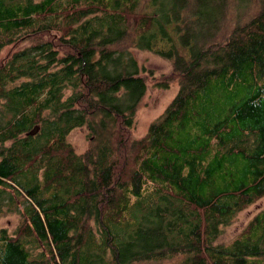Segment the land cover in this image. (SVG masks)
<instances>
[{
  "label": "trees",
  "instance_id": "16d2710c",
  "mask_svg": "<svg viewBox=\"0 0 264 264\" xmlns=\"http://www.w3.org/2000/svg\"><path fill=\"white\" fill-rule=\"evenodd\" d=\"M226 5L0 0V52L17 46L0 63V216L21 219L0 228V264H264V208L219 241L264 196V0L223 33ZM127 41L173 61L156 86L178 83L142 138L155 74Z\"/></svg>",
  "mask_w": 264,
  "mask_h": 264
},
{
  "label": "rangeland",
  "instance_id": "374dc122",
  "mask_svg": "<svg viewBox=\"0 0 264 264\" xmlns=\"http://www.w3.org/2000/svg\"><path fill=\"white\" fill-rule=\"evenodd\" d=\"M260 9L261 0H246V2L243 3L242 0H227V5L224 7L223 11V13L226 14L224 25L222 26L223 33L230 32L235 23L246 21L256 15ZM130 42L128 43L127 41L122 46L131 48L139 62L147 69H152L155 74V76L148 75V90L139 105L133 125L134 136L136 138H142L147 134L151 122L164 112L177 94L178 83L176 81L172 82L169 89H162L156 86V82L160 80L164 74H168L173 70V61L163 58L151 51L136 48ZM15 49H17L16 45L5 47L4 50L0 52V63ZM93 140V136L90 135L86 127L76 128L68 135V141L78 153L87 151L92 145ZM263 208L264 196L238 213L235 220L230 225L224 227L219 239L221 244L232 241L247 223ZM20 220L17 214L0 216V228H6L12 234L16 227H18ZM176 262H178V259L164 262V264H175Z\"/></svg>",
  "mask_w": 264,
  "mask_h": 264
},
{
  "label": "water",
  "instance_id": "95a60500",
  "mask_svg": "<svg viewBox=\"0 0 264 264\" xmlns=\"http://www.w3.org/2000/svg\"><path fill=\"white\" fill-rule=\"evenodd\" d=\"M39 129H40V127H39V125H37L29 132V134L34 135L39 131Z\"/></svg>",
  "mask_w": 264,
  "mask_h": 264
}]
</instances>
